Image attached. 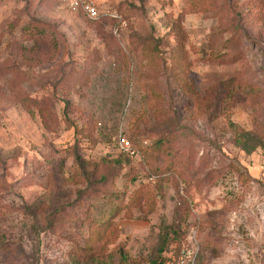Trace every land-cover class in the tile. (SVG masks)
Masks as SVG:
<instances>
[{
    "label": "rangeland",
    "instance_id": "374dc122",
    "mask_svg": "<svg viewBox=\"0 0 264 264\" xmlns=\"http://www.w3.org/2000/svg\"><path fill=\"white\" fill-rule=\"evenodd\" d=\"M97 2L126 25L0 0V264H152L172 229L196 264H264V137L247 154L228 126L264 120V0Z\"/></svg>",
    "mask_w": 264,
    "mask_h": 264
},
{
    "label": "trees",
    "instance_id": "16d2710c",
    "mask_svg": "<svg viewBox=\"0 0 264 264\" xmlns=\"http://www.w3.org/2000/svg\"><path fill=\"white\" fill-rule=\"evenodd\" d=\"M198 3L200 2L202 5V9H206L209 5V0H197ZM42 32H46L48 34H50L53 38H54V29L52 27V24H47L46 22L42 23ZM173 28V27H172ZM52 38V39H53ZM152 41V39H150ZM175 40L177 41V44L175 46V49L173 50L174 52H177L178 55H180L183 51V46L180 42V38L175 37ZM149 41L147 38H143L140 41V49L142 52H146V56L149 57H154L155 55H157V43L153 42L151 44V47H149ZM184 53V52H183ZM183 89V88H182ZM186 90V92H188L189 90L184 88ZM231 91V89H230ZM230 91L228 93H230ZM190 93V92H189ZM229 98H227L225 100V102H222L221 104V108L222 107H226V105L228 104ZM226 109V108H225ZM228 126L233 130V142L235 143V145H237L241 150H243L245 153H250L252 152L255 148L257 147H263V138L264 137V120L257 122V129L254 131H247L244 128H240L239 126H237L233 120L228 121ZM163 141V139L161 140H157L154 143H152L149 146H146V148H144L142 150V152L144 153L145 156L149 157V155L152 153V155L155 153V151L157 152V150H160L161 147H165L163 145V143L161 142ZM153 158H150L148 161H152ZM127 162L129 161V159L123 154V153H117V156L115 158H113L112 162H114L115 164H120L121 166H123V162ZM147 161V162H148ZM123 164V165H122ZM150 164V163H149ZM150 168H152L153 166L148 165ZM242 174V172H240ZM134 194V196H128L127 199V203L129 204H133L136 205L135 202L138 201V199L140 197H144L145 200L154 205V203L151 202V196L149 193L145 192L144 187L143 186H138L136 188V190H134L132 192ZM118 195V194H116ZM137 203V202H136ZM121 207V205H119ZM119 208V207H118ZM180 234V232H177L176 230L172 229L170 230V233H163V236L161 237L160 241H161V246L158 248L159 253H161V259L158 261H152V264H169L168 262L171 260L172 256L177 255V252L179 251V249L184 245V243H186V237H184L183 235L181 236L182 238L179 239L178 235ZM184 237V238H183ZM169 242H171V244H174L172 250L170 251L169 249V253L167 252V250H165V246L166 244H168ZM165 251L166 253H168V255H165ZM165 255V256H164ZM118 264H131V261L127 258L125 253H120L119 254V261Z\"/></svg>",
    "mask_w": 264,
    "mask_h": 264
},
{
    "label": "built area",
    "instance_id": "2783aa9c",
    "mask_svg": "<svg viewBox=\"0 0 264 264\" xmlns=\"http://www.w3.org/2000/svg\"><path fill=\"white\" fill-rule=\"evenodd\" d=\"M62 5L74 13H80L84 17L92 20L107 16L116 20L119 25L125 26L126 22L115 8L103 9L98 4L97 0H59ZM115 27L113 30L115 31ZM118 145L122 152L128 155L134 153L129 140L125 137H119ZM186 243L179 249L177 255L172 256L169 264H196L197 256L199 255V242L196 240L195 233L191 231L186 237Z\"/></svg>",
    "mask_w": 264,
    "mask_h": 264
}]
</instances>
